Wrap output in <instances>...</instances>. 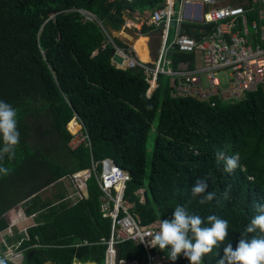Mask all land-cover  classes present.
<instances>
[{"label": "trees", "instance_id": "trees-1", "mask_svg": "<svg viewBox=\"0 0 264 264\" xmlns=\"http://www.w3.org/2000/svg\"><path fill=\"white\" fill-rule=\"evenodd\" d=\"M164 0H0V100L18 111L20 143L16 156L0 165V230L8 227L5 213L19 202L62 177L91 167L109 157L130 180L124 198L141 224L171 217L177 205L205 219L227 220L228 237L202 264H217L223 248L237 244L256 205L264 203V92H249L232 103L177 97L170 82L160 81L146 96L143 70H121L111 63L113 45L126 47L112 31L121 29L125 10L152 9ZM93 13L101 25L83 20L76 9ZM153 27L143 24L140 33ZM187 31H190L187 28ZM191 58L173 51L177 61ZM176 67V65H175ZM76 118L88 134L90 147L71 148L68 129ZM41 136L34 137L33 127ZM151 144L148 145L149 135ZM0 139V147H2ZM239 153L240 167L229 174L216 151ZM197 179H206L216 199L206 204L193 197ZM231 186L229 198L223 193ZM144 190L140 202L137 191ZM88 198L74 205L45 201L36 225L27 228L25 264H74L104 260L111 220L99 210L101 192L94 178L87 183ZM148 192V194H147ZM63 197V193H59ZM33 196L26 214L37 206ZM37 211V210H35ZM39 213V212H38ZM41 218V220H40ZM29 221V220H28ZM26 222V221H25ZM20 227L25 224H19ZM248 238L262 235L259 230ZM91 244L76 246L81 240ZM120 256L148 264L147 250L132 240L118 243ZM151 254L169 259V249L152 247ZM5 264H17L1 257ZM189 264L181 255L175 262Z\"/></svg>", "mask_w": 264, "mask_h": 264}, {"label": "built area", "instance_id": "built-area-1", "mask_svg": "<svg viewBox=\"0 0 264 264\" xmlns=\"http://www.w3.org/2000/svg\"><path fill=\"white\" fill-rule=\"evenodd\" d=\"M256 3L257 18H250L253 11L250 6H218L216 0H165L152 8L144 20L146 25L160 32L153 62L149 65L141 63L133 56L131 48L117 46L108 36L114 47L110 62L121 70L136 67L143 70L144 80L147 82V97L157 86L159 74L170 77V86L175 96L211 101L212 105L217 101L232 103L242 100L247 93L258 89L264 92V0H256ZM76 11L81 14L83 20L101 25V21L93 13L82 8ZM173 23L175 38L169 43ZM204 26H211V29L205 31L202 29ZM185 27H189L190 31H186ZM198 28L199 34L191 33V30ZM173 51L189 54L191 58L176 63ZM224 69L230 70L227 82L218 76ZM203 75H206V81L203 80ZM73 135L70 142L72 148L81 143L90 147L86 132L77 130ZM98 167L101 168L100 171L97 170ZM68 178L77 189L79 198L84 197L83 191L91 178L95 179L101 192V216L111 220L108 237L99 240V243L106 244L104 264H114L115 245L125 240H132L144 246L148 264H163L169 260L164 255L149 252L152 248L149 245L152 236L148 234L157 231L158 225L141 224L137 214L132 211V205L124 198L126 183L130 177L111 158L92 162L90 168L77 171ZM143 193L142 189L137 191L140 201ZM87 243L88 241L84 240L77 246ZM9 252L10 254H5L9 259L20 255L13 248ZM79 262L74 261V264ZM117 264H138V261L119 256Z\"/></svg>", "mask_w": 264, "mask_h": 264}, {"label": "clouds", "instance_id": "clouds-1", "mask_svg": "<svg viewBox=\"0 0 264 264\" xmlns=\"http://www.w3.org/2000/svg\"><path fill=\"white\" fill-rule=\"evenodd\" d=\"M17 116V109L11 104L0 100V139H2L3 145L0 147V160H3L5 156L12 160L16 156L15 149L20 143ZM72 121L76 125V132L77 130L83 131L76 118H73ZM215 156L217 161L224 162V171L229 174L240 167L239 153L228 156L226 150L218 149ZM8 171L7 167L0 165V173L7 175ZM230 191L231 186H228L223 193L224 198H229ZM191 193L194 198L199 197L200 204H206L216 199V194L209 191L206 179H197L192 185ZM256 210L258 214L252 217L250 223L246 226L245 234L241 235L235 247L232 243H228L223 248L224 254L217 260V264H264V203L257 204ZM11 213H14V211L9 210L5 213V217H8V227L1 230L0 235L2 236L12 231L10 230ZM35 216L36 213L24 214L23 217L15 216L16 219H13L11 226L16 225L17 221L30 218L25 226L27 232V228L36 225ZM157 223L158 230L148 234L152 236L149 245L151 247L158 246L161 251L169 249L168 256L173 262L183 255L189 264H202L203 258L212 253L213 249L228 237L229 224L227 220L216 215H210L207 217L206 224L203 217L190 213L186 207L180 205L175 207L170 218L161 219ZM257 230L262 235L252 236L251 238L246 235L255 233ZM0 264H5L4 260L0 259Z\"/></svg>", "mask_w": 264, "mask_h": 264}, {"label": "crops", "instance_id": "crops-1", "mask_svg": "<svg viewBox=\"0 0 264 264\" xmlns=\"http://www.w3.org/2000/svg\"><path fill=\"white\" fill-rule=\"evenodd\" d=\"M165 1V0H164ZM216 5L218 6H223V5H228V6H250V7H253V11L250 13V18H257V13H258V6H257V3H256V0H216ZM152 9H148V10H144L142 12H148L147 15L149 14V12L151 11ZM126 15L125 17V21L123 23V25L121 26V29L116 31V35L115 36L116 38L120 39V41H122V43L124 45H126L127 47L131 48L132 51H133V56L138 60L140 61L141 63L145 64V65H149L153 62L154 58H155V53H156V50H157V47H158V44H159V38H160V32L158 29H151L149 31L148 34H144V33H140V30L142 28V25L145 24L144 21L143 22H135L134 19H130L132 17H134L135 19H138L137 18V15L136 14H139V11L138 10H135V11H130V10H125L124 11ZM249 15V14H247ZM145 20V19H144ZM264 20V19H263ZM262 20V21H263ZM264 25V24H263ZM187 26V25H186ZM211 26H204V28L202 27V29H204L205 31L207 30H210ZM189 28V27H188ZM201 28V27H200ZM200 28L198 29H195V30H191V33L194 34V35H197L200 33ZM186 31H187V28L185 27ZM153 32L155 33V39L152 40L153 36L151 37L150 36V32ZM114 32V31H113ZM112 33V32H111ZM189 33V32H188ZM142 35V36H141ZM114 36V35H112ZM143 39L144 43H145V46H146V49H147V61H145L144 59H141L138 55H137V51L135 49V45H132L131 42H134L136 41L137 39ZM145 39H148V40H145ZM188 59V58H187ZM182 60H186V59H182ZM76 131L72 132L71 131V134L73 135ZM74 137V135H73ZM72 137V139H73ZM71 139V140H72ZM98 171L101 170L100 167L97 168ZM68 180V182H67ZM56 182H62L63 183V191H60L59 193H63V197H60L58 196L57 200L58 202L56 203V205L58 206H61L63 203L67 204V206H71V205H74L76 204L77 202H79L80 200H83V199H86L88 198V191H87V187L86 189L83 191V195L84 197L83 198H79V195H77V189L74 187L72 181L69 180L68 177H66V179H59L58 181ZM70 183V184H69ZM52 184V183H51ZM97 184V183H96ZM45 188H43L42 190H44ZM38 191L37 193L33 194V196H38L40 195V192L42 191ZM143 190V189H142ZM144 191V190H143ZM33 196H30L28 197L27 199L19 202L18 204L19 205H15V207H18L17 210L19 209V207H21L20 205H22L23 207H21L18 212H19V215L20 214H25L27 215L26 211H25V208L29 206V200L31 198H33ZM101 196V195H100ZM71 200V203H68L69 201ZM99 202H100V197H99ZM142 203L144 201V193H143V198H142ZM140 201V202H141ZM130 203V202H129ZM131 204V203H130ZM132 205V204H131ZM35 208H33L31 211L33 213H35ZM39 214L44 212V210H40L38 211ZM14 213H16L14 211ZM37 217L35 216V219ZM16 219V217H15ZM41 220V218H40ZM27 222L29 221H26L25 223V226L27 225ZM158 221L154 222L155 224L158 225L157 223ZM25 226L23 227H19L17 226V223L16 225H13V226H10V230H12L9 234H6L4 236L0 235V249L2 250V252L0 253V257H5V254L8 252L9 248L7 247L8 243L13 246L12 248L14 249L15 252H18L20 255L19 256H15L14 259H11L13 260L15 263L17 260H19L20 258L24 257V262H25V251L26 249L28 248L27 246H22V242L24 240H28V233L26 232L25 230ZM13 228H14V232H13ZM1 230H0V234H1ZM101 239V238H100ZM86 240V239H84ZM84 240H81L79 243L83 242ZM88 241V240H86ZM79 243H76L75 245L77 246ZM87 244H91V242L88 241ZM86 245V244H84ZM8 248V249H7ZM131 259H135V258H131ZM137 260V259H136ZM74 261H82L80 260L79 258L75 257ZM138 261V260H137ZM79 262V263H80ZM139 264V262H138Z\"/></svg>", "mask_w": 264, "mask_h": 264}, {"label": "rangeland", "instance_id": "rangeland-1", "mask_svg": "<svg viewBox=\"0 0 264 264\" xmlns=\"http://www.w3.org/2000/svg\"><path fill=\"white\" fill-rule=\"evenodd\" d=\"M146 10H148V9H146ZM147 11L146 12H139V14H136L137 15V17H138V19H135L134 17H132V18H130V19H134L135 20V22H143L144 21V19H146V16H147ZM262 24H264V20L262 21ZM116 31H112V34L111 35H114V36H117L116 35ZM150 36L152 37L153 36V38H152V40H154L156 37H155V33H153L152 31L150 32ZM175 38V27H174V23L172 24V27H171V32H170V35H169V43H171L172 41H173V39ZM145 40H148V39H145ZM132 43V45H135L134 47H135V49H136V51H137V55L141 58V59H144L145 61L147 60V49H146V46H145V43H144V41H143V39L141 38V39H137L136 41H134V42H131ZM229 73H230V70L229 69H224V70H221L219 73H218V76L223 80V81H225V82H227L228 80H226L227 78H228V76H229ZM170 79V77L169 76H167V75H162V77H160V81H162V82H168V80ZM203 80L204 81H206L207 80V77H206V75H203ZM225 86H226V83L224 84ZM76 125L74 124V121H72L71 123H70V125H68V129L70 130V132L72 131V132H74L75 130H76V127H75ZM33 127V126H32ZM33 129V134H34V137H37V138H39L40 136H41V128H40V126H36V127H33L32 128ZM151 141H152V134H150L149 135V139H148V145H150L151 144ZM66 179V178H65ZM67 182H68V180H67ZM70 184V183H69ZM64 188H63V183L62 182H53L52 184H49L48 186H46L45 187V189L44 190H42L41 192H40V195H39V197H37L38 199H37V201H36V203H37V206L35 207V209L37 210V211H35V213H36V223H37V221H38V218H39V213H38V211H40V210H44L43 208L42 209H40V206H42L43 204H44V202L45 201H47V202H51V205H56V203L58 202V200H57V198H58V196H59V192L60 191H63L64 192V190H63ZM147 194H148V192H147ZM149 195V194H148ZM68 203H71V200L68 202ZM17 205H19V204H17ZM21 207H23L22 205H20ZM21 207H19V209L21 208ZM17 208L18 207H15V206H13V208L12 209H10L11 211H15L16 213H11V222H10V226H11V224L13 223V219L15 218V216H18V217H23L24 216V214L22 215V214H20L19 215V212H18V210H17ZM7 220H8V217L6 216L5 217ZM25 218V217H24ZM30 218H28L27 220L26 219H23V220H21V221H17L16 223H17V226H19V224H22V222H23V224H25L26 222L25 221H28ZM20 227V226H19ZM15 230H14V228H13V232H14ZM9 232V231H8ZM7 247L9 248V250H8V254H10V250H11V248L13 247V246H11L9 243H8V245H7ZM7 248V249H8ZM2 252V250L0 249V253ZM16 263L17 264H25V262H24V257H22V258H20L19 260H17L16 261ZM100 263H104V260H102Z\"/></svg>", "mask_w": 264, "mask_h": 264}, {"label": "water", "instance_id": "water-1", "mask_svg": "<svg viewBox=\"0 0 264 264\" xmlns=\"http://www.w3.org/2000/svg\"><path fill=\"white\" fill-rule=\"evenodd\" d=\"M198 18L200 17V13L198 14L197 16ZM112 54H113V51H112ZM115 249H116V253H115V257H114V264H117V259L119 258L120 256V252H119V246L116 244L115 245ZM51 261L47 260L45 261L43 264H50ZM78 264H102L100 263L99 261L97 260H93V259H87V260H84V261H81L80 263ZM104 264V263H103Z\"/></svg>", "mask_w": 264, "mask_h": 264}, {"label": "bare ground", "instance_id": "bare-ground-1", "mask_svg": "<svg viewBox=\"0 0 264 264\" xmlns=\"http://www.w3.org/2000/svg\"><path fill=\"white\" fill-rule=\"evenodd\" d=\"M141 36H142V35H141ZM147 60H148V59H147ZM147 60H146V61H147Z\"/></svg>", "mask_w": 264, "mask_h": 264}]
</instances>
